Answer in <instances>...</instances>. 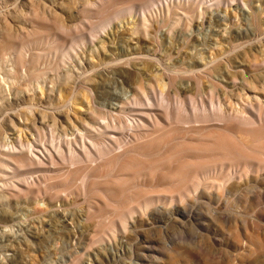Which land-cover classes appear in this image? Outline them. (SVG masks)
<instances>
[{
    "label": "rangeland",
    "instance_id": "1",
    "mask_svg": "<svg viewBox=\"0 0 264 264\" xmlns=\"http://www.w3.org/2000/svg\"><path fill=\"white\" fill-rule=\"evenodd\" d=\"M150 1L0 0V264H93L91 256L94 264H264V129H233L218 116L220 106L228 114L246 109L253 116L259 103L264 108V0H182L203 12L188 28L169 24L134 32L128 13L113 25L118 36L142 45L162 65L188 71L165 86L159 64L147 63L143 89L156 90L150 91L155 106L147 108L149 114L162 119L165 106L179 109L182 100L190 115L207 108L213 114L204 123L208 129L194 135L212 139L181 145L173 140L181 131L156 130L158 140L113 167H97L87 183L86 168L100 159L88 162L69 153L66 142L75 135L87 136L88 144L102 140L87 123L98 122L103 109L93 100L96 109L87 116L80 102L91 100L80 92L84 85L95 88L99 79L94 30L104 19L139 11ZM157 1L165 10H152L153 21L164 18L168 2L179 0ZM132 74L138 88L141 77ZM108 77L119 81L112 85L125 95L121 83L128 78ZM77 93L73 111L64 102ZM78 139L81 151L84 140ZM213 139L242 155L227 156L223 168L216 163L226 156L208 151ZM59 146L64 156L57 155ZM28 154L37 158L30 162ZM196 175L214 186L181 192L188 197L184 205L180 193L173 206L170 200L147 205L146 197L159 189L157 177L178 185ZM91 184L92 190L85 187ZM107 185L116 191L103 190ZM113 193L116 201L109 199ZM139 202L142 208L131 219Z\"/></svg>",
    "mask_w": 264,
    "mask_h": 264
},
{
    "label": "bare ground",
    "instance_id": "2",
    "mask_svg": "<svg viewBox=\"0 0 264 264\" xmlns=\"http://www.w3.org/2000/svg\"><path fill=\"white\" fill-rule=\"evenodd\" d=\"M248 1L249 0L245 1V3L247 4ZM97 2L101 4L103 0H97ZM187 5H189V3H185L182 0H179L178 2L175 1L173 4L168 2L167 10L163 11L164 18L161 21H153L150 18L153 15L152 10H154L155 8L159 10V6H161L165 10V4L163 2H160L159 5V2L157 0H151L147 7L144 6L142 9H139V11H137V9L135 8H132V10L126 9L123 13H119L117 16L114 15L113 17H110L108 19H104V21H102L99 27L94 30V39H96L100 45V48H98L99 46L95 48V43L93 40V49H95L96 52L99 53L101 56L98 66L95 67L97 69L99 79L96 82L95 88L88 86V83L85 82L86 84L84 85V90H81L80 92L84 94L82 96H86L87 94L91 98V100L89 101L87 96L85 97L87 98L85 102H83L84 98L80 102H82V106L86 108L85 114L87 116H91L93 114L94 109H96V107L94 108L93 106V100L94 103H97L99 107L103 109L101 113L102 116H98V119H94L98 122L87 123L88 126L86 125L87 127L90 126V131H97L96 133L102 136V140L101 142H94V140H91V142H89L88 144V142L86 141L87 136H85L84 134L83 136L81 134H78L75 135V140L70 139V141L66 142V145L69 149L70 155H72V158H75L76 156L80 157L79 155L81 154L88 160V162L94 161L95 157H98L100 159L99 164L91 165L86 168V174L84 175L86 183L91 178L89 173L97 169V167H113L117 165L119 159H121L122 157L136 150L138 152L139 148L143 149V144H151L154 141L158 140L159 135L153 133L156 130L163 129L164 131L169 133L181 131V136L173 138V140L175 139L182 141L181 145H187L193 141H200L202 139L213 138L212 136L208 135H199L198 137L196 136V134L194 135L195 132H200L201 134L203 133V131L208 129V127L204 125V123L210 122V118L213 114L209 112L206 107L202 114L196 112L194 115H190L186 107L185 101L182 100L181 107L179 109H173L170 105L165 106L162 119H159L160 116L157 117L156 115L152 116L149 114L147 108L155 106V103L153 102V96L150 94V91H153L155 93L156 90L151 88L149 91L146 92L143 89V81L149 83L146 79H143V73L146 69H148L147 63L155 62L159 64V72L162 76H165V78L167 79V83L163 82L165 86H174L176 77L178 75H183L184 73L188 74V71L183 69L173 70L167 66L162 65L161 59L156 58L155 54H152L149 51L145 50L143 46L138 44L137 42L131 43V41L118 36L117 33L113 31L114 23L120 22L121 19L126 18L127 13L129 14L128 18H134L131 23L132 30L134 32L139 30V28H141L143 32H148L150 28L158 30L160 25L165 27L169 24L171 25V28L177 27L178 25H182L183 28L191 27L194 19L198 15H202L203 12L202 10H196V8L191 5ZM174 6L176 7L173 9ZM179 9L184 10L185 13L179 14L177 12V10ZM250 13L251 14H249V16H252V8H250ZM154 22L157 26H154ZM119 27L124 28V24L119 23ZM197 62L199 65H202L203 60H198ZM132 71H135L136 75L138 77H141V80H137V83H135L138 88L132 87ZM168 71L174 74H170ZM110 73L128 78V83L125 80L121 83V85H124V87H127L128 89L127 91V89L124 88L126 91L125 95L124 93H121L122 95H120V92L115 91L116 85L119 84V81L111 80L109 82L108 75ZM113 83L116 84L115 89L113 87L114 85H112ZM121 85L118 87H122ZM135 89L137 90L133 92L131 91ZM78 94L81 93L73 95L72 98L64 102V106H66L67 104L69 106L68 109L70 108L73 111H76L74 109L75 106L78 105L77 102H79L80 98L78 99L76 97L75 99V96H78ZM95 95L98 96V100H100L99 102L95 101ZM165 99H167L169 102L170 96H166ZM257 106H259L258 116H253L249 114L247 115L246 109L240 111L238 110L234 114H228L222 106H220V112L218 116L223 120H227V123H229L230 128L233 129H255L257 127L264 129V108L262 107L261 103H259ZM255 107L256 106L252 105V108ZM126 113H130L132 116H136L135 119L132 120L130 118L131 116H129L127 119V116L123 117V114L127 115ZM79 137L84 140L81 151H78L79 148L76 147V145L79 144ZM210 146L211 148L208 149V151H213L214 153H220L226 156V158L224 159L218 158L217 160L216 164H220V166L222 167L227 164V156L237 157L238 155H242L240 151L235 148V146L228 147L224 143L220 142L218 139H213V143H210ZM159 147H161V144H159ZM167 154L168 152L165 153V155ZM28 155V159L30 162L37 158L34 155ZM57 155L64 156L63 146H59ZM139 155H143V152H139ZM166 160H169V157ZM204 166L206 165L200 164L198 168H203ZM230 168L233 169V166L230 165ZM201 176L202 175H196L191 182L188 180L178 185L167 183L166 179L157 177L156 186L159 189L150 192L148 197H146L147 205H164L167 204V202L170 200V206H173L178 199L175 194H181V192L191 194L195 191H209V189L214 186V183H205L206 180L204 181V178ZM154 177L152 178V180L154 179ZM225 177H229V173ZM85 187L89 190L93 189L92 184L91 186L89 185V188L87 186ZM219 187L222 188L224 186L220 183ZM103 190L116 191V188L111 185H107L106 187H103ZM115 195L116 193L111 194V197H109V199H111V201H116ZM186 198L188 197L183 194H181V196L179 197V199L182 201V205H184L183 203L185 202L184 200ZM52 202L53 200L49 201L47 205L51 207V205L53 204ZM107 205H110L108 201ZM141 208L142 204L139 202L137 208H133L130 210L132 216L131 219L137 213L136 209L141 210ZM64 223L66 225L69 224L67 220H65ZM92 257L93 256L89 257V262L94 264V261L91 259ZM94 257L96 260V254Z\"/></svg>",
    "mask_w": 264,
    "mask_h": 264
}]
</instances>
